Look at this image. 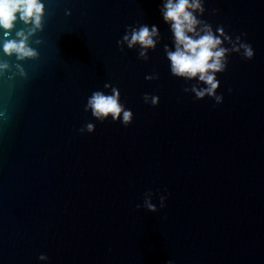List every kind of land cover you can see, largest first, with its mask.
I'll use <instances>...</instances> for the list:
<instances>
[{"label": "water", "instance_id": "1", "mask_svg": "<svg viewBox=\"0 0 264 264\" xmlns=\"http://www.w3.org/2000/svg\"><path fill=\"white\" fill-rule=\"evenodd\" d=\"M43 2L36 57L0 52V264H264V0H205L255 53L228 57L219 105L171 76L161 0ZM142 24L160 31L147 61L117 46ZM112 87L127 127L84 111Z\"/></svg>", "mask_w": 264, "mask_h": 264}, {"label": "clouds", "instance_id": "2", "mask_svg": "<svg viewBox=\"0 0 264 264\" xmlns=\"http://www.w3.org/2000/svg\"><path fill=\"white\" fill-rule=\"evenodd\" d=\"M159 13L162 21L168 26L171 34V47L164 45L168 68L172 77L191 82L190 89L185 87V93H191L194 100L212 99L215 105L223 102V95L217 94L220 88L219 75L228 67V57L237 54L241 59L250 61L254 58V49L250 43L242 40L241 33L233 38L222 25L213 26L206 22L205 0H161ZM45 5L43 0H0V52L5 56L15 55L17 60L36 57V51L28 44L29 37L42 28ZM214 14H217L214 9ZM22 23L24 29L16 30V24ZM15 31V36H12ZM160 40V31L153 24H142L139 27H128L117 46L122 50L127 45L129 50L139 48V59L147 61L149 52L155 51ZM7 63L0 62V72L8 68ZM158 75L146 76L147 80L158 79ZM105 84V88H109ZM231 92V89L228 90ZM144 103L157 107L159 97L145 94ZM85 112H90L94 120L104 123L111 120L129 126L133 112L120 99V92L112 87L110 94L103 91H93L87 98ZM83 131L89 134L95 132V125L88 123ZM148 195H151L149 193ZM167 197L160 198V207H165ZM139 209L140 205H136ZM144 208L148 212H156V205L149 199L144 200ZM40 261H47L45 254L39 255ZM171 264V261H167Z\"/></svg>", "mask_w": 264, "mask_h": 264}]
</instances>
